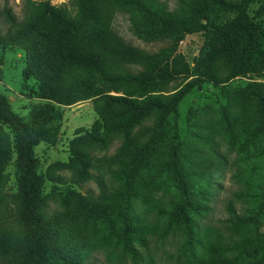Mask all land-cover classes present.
I'll use <instances>...</instances> for the list:
<instances>
[{
    "label": "trees",
    "instance_id": "1",
    "mask_svg": "<svg viewBox=\"0 0 264 264\" xmlns=\"http://www.w3.org/2000/svg\"><path fill=\"white\" fill-rule=\"evenodd\" d=\"M175 1L176 7L167 10L158 0H72L70 9L47 0H24L20 20L8 8L1 9L7 27L0 32V49L14 47L23 52L22 78L34 81V96L41 103L20 117L0 94V264H80L75 257H68L66 263L62 255L66 240L57 230L55 218L44 212L40 194L43 178L38 174L33 149L39 143H55L60 120L56 106L85 100L92 101L97 119L88 130L76 131L68 144L67 162L48 166L45 176L79 187L86 180L97 181L95 172L116 165L117 185L106 193L97 181L96 196L67 190L64 213L99 221L106 243L131 262H140L136 246L143 247L148 226L132 214V202L144 189L143 176L156 162L164 189L172 194L165 227H179L185 235L178 258L183 264H211L194 250L199 245L194 216L207 210L200 199L207 193L210 166H216L221 156L208 138H201L207 147L203 153L193 144L192 140L200 137L190 119L185 137L180 139L175 133L177 104L193 81L175 93L141 99L130 98L134 95L128 90L160 89L168 81L186 76L188 66L176 48L186 34L195 32L203 39L197 61L202 65L197 74L222 83L261 72L264 4L250 16L248 8L254 0ZM118 10L135 14V32L140 40L166 37L168 44L150 55L122 44L110 29ZM220 58L230 64L222 72L214 68ZM130 64L141 69L132 72ZM249 88L257 116L252 132L241 141H256L248 158L254 163L257 183L232 193L235 200L249 202L243 214L236 213L230 200L226 202L227 222L232 229L264 220V96L260 84L252 82ZM110 91H121L122 95H110ZM114 109L118 115L111 117ZM225 130L223 135L229 140L231 127L227 122ZM172 132L169 151L157 156L155 152ZM115 133L122 141L108 154ZM12 160L16 180L9 205L4 189L9 181L6 168ZM60 170H66L68 177L55 175ZM227 250L252 252L256 264H264V233L244 235L231 242Z\"/></svg>",
    "mask_w": 264,
    "mask_h": 264
},
{
    "label": "rangeland",
    "instance_id": "2",
    "mask_svg": "<svg viewBox=\"0 0 264 264\" xmlns=\"http://www.w3.org/2000/svg\"><path fill=\"white\" fill-rule=\"evenodd\" d=\"M51 5L71 8L72 0H47ZM167 10L176 7L175 0H158ZM24 0H0V32L6 29V24L1 16V9L6 7L16 20L22 16ZM264 4V0H254L248 8V13L253 16L257 9ZM261 16L256 18L259 20ZM135 14L130 10H118L114 13L110 29L115 36L128 47L143 54H153L168 44L166 37L144 42L135 32L137 27ZM203 46L202 34L195 32L186 34L178 42L176 52L179 53L188 66L187 75L168 81L163 88L136 87L128 90L133 99H141L147 95H167L175 93L187 83L192 82L177 104L176 135L185 137L188 131L189 119L195 124L194 131L201 138H208L215 150L221 156L216 166H210L206 179L207 193L201 203L207 205V210L194 216L195 231L199 245L194 247L211 264H256L252 252L237 253L227 250L228 245L243 237L254 233H264V220L255 226H244L232 229L227 222L228 215L225 204L231 201L237 214H243L249 202L235 200L232 193L239 189H247V185L256 184L253 171L254 163L248 157L254 149L256 141L244 142L241 138L252 132L253 122L257 116L253 99L249 97V85L252 82L260 84L264 96V70L252 75H240L225 82L218 83L196 73L199 70L197 61ZM229 60L220 58L214 64L219 72L228 67ZM24 67L23 52L14 47L0 49V94L8 101L13 113L25 117L29 109L40 104L35 98V83L32 79L24 80L21 72ZM132 72L141 69L138 64H130ZM110 95H122L110 91ZM141 96V97H137ZM60 113L58 121V135L55 143L49 145L39 143L34 147V156L38 160V174L43 178L41 197L43 209L47 216L55 218L57 230L64 237L67 248L62 255L68 263V257H75L80 264H183L178 258L184 241V232L179 227L166 226V213L169 210L171 192L164 189L161 170L153 162L151 170L143 176L144 189L132 202V214L148 226L144 235L143 247L136 246L141 259L140 262H131L127 257L118 253L117 249L106 243L105 229L99 221H85L78 217L67 216L64 211L63 199L67 190L84 195L90 192L93 196L98 194L97 181L103 190L108 193L117 185V166L95 172L97 181L90 179L82 182L80 186L70 183L53 182L45 176V170L54 163H66L68 160V144L79 129L88 130L97 115L91 100L80 101L69 106H56ZM113 110L110 116H117ZM226 122L231 127L230 139L223 134L226 132ZM134 131V130H133ZM132 131V132H133ZM173 132L168 136L167 143L158 149L155 154H167ZM108 154H112L122 141L119 133L113 135ZM136 137V135H134ZM193 139L192 142L200 148L202 153L206 145L202 139ZM210 156V155H209ZM211 156L209 157V159ZM212 161V158L209 160ZM213 162V161H212ZM9 181L4 189L6 201L12 204L15 193V170L13 160L7 166ZM55 175L68 177L66 170L55 171Z\"/></svg>",
    "mask_w": 264,
    "mask_h": 264
}]
</instances>
